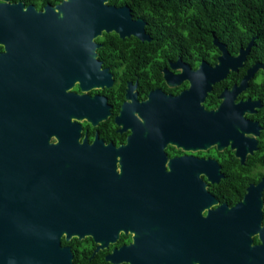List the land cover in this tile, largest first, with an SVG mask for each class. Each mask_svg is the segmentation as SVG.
Listing matches in <instances>:
<instances>
[{
    "label": "flooded vegetation",
    "instance_id": "af4514ba",
    "mask_svg": "<svg viewBox=\"0 0 264 264\" xmlns=\"http://www.w3.org/2000/svg\"><path fill=\"white\" fill-rule=\"evenodd\" d=\"M59 1L0 0V9L20 2L18 10L31 5L40 12ZM104 33L94 39L101 80L83 87L79 80L63 86L62 61L51 47L10 48L0 40V212L11 157L6 148H19L20 158L28 153L34 177L40 169L49 181L43 195L39 190L42 198L32 201L35 220L40 211L39 223L56 228L71 264L93 258L131 264L126 247L148 244L160 245L162 256L175 252L178 264H204L192 248L202 221L211 226L209 247L215 226L221 231L215 232L218 242L243 238L253 247L237 264H264V58L250 45L237 64H220L218 49L214 61L205 63L180 56L149 61L146 47L102 46ZM245 46L225 50L235 57ZM69 92L84 96L87 105L93 102L95 116L72 118L63 97ZM70 121L79 126V146H92V153L104 148L110 172L102 177L107 190L89 186L93 177L81 178L80 199L68 206L69 147L63 139ZM201 126L206 138L198 142ZM158 128L168 132L161 142L128 141ZM95 212L104 214L99 218ZM67 213L84 229L80 236L66 237L59 220ZM94 228L99 238L88 232ZM108 254L114 262L105 260ZM229 256L234 259V253Z\"/></svg>",
    "mask_w": 264,
    "mask_h": 264
},
{
    "label": "water",
    "instance_id": "95a60500",
    "mask_svg": "<svg viewBox=\"0 0 264 264\" xmlns=\"http://www.w3.org/2000/svg\"><path fill=\"white\" fill-rule=\"evenodd\" d=\"M21 6L20 2L15 5H1L4 8L0 9V40L10 48L51 47L52 54L56 55L60 62L62 61L63 86H71L74 80H79L81 87L101 80L104 70L97 69L99 61L95 58V49L98 43L94 39L102 32H114L119 38L133 36L140 41L149 40V35L144 30L145 22L141 18L133 19L127 5L114 6L108 4L107 0H60L54 6L46 4L40 12L34 11L31 5H27L23 11H20L18 8ZM252 39L246 43L245 48L241 49L238 55L231 57L226 52L224 44L213 37L212 43L220 51L217 61L220 64L240 63L252 44ZM201 63L205 61L201 60ZM216 78L213 77L212 80ZM207 87L205 85L204 90ZM204 90H201V94ZM63 97L65 102L67 101L70 115L77 117L86 113L89 117L95 116L93 102L87 105V101H83L84 96L69 92L63 93ZM78 129V124L70 121L63 139L68 142L69 147L68 167L65 168L68 206L76 205L80 199L76 184L81 178L88 180L93 177L89 186L95 190L108 189V183L102 179L104 174L107 176L110 172L108 155L104 153V148L101 151L98 149L97 153H92L94 149L92 146H79L77 144ZM167 133L166 128H158V131H149L145 137L131 136L128 141L157 143L163 141ZM205 138V130L202 126L198 127L197 141H204ZM9 141L11 140L7 139V142ZM6 150L11 153V157L5 162L4 201L3 211L0 212V264H71L70 251L67 247H60L58 244L56 228L51 227L50 224L39 223L43 220L40 211L35 220L34 211L31 208L34 198L38 200L42 198L39 190L43 195V190L49 189V181L44 179V172L37 169L35 178L32 161L28 160V153L26 158H20L17 152L22 149L6 148ZM82 151L88 153L83 154ZM60 181L61 179L57 182ZM34 190L37 191L36 194L33 193ZM47 205L44 204V206ZM92 214L100 218L104 212ZM68 215L69 213L65 214V218L59 220L66 232V237L71 232L78 233L80 236L84 229L68 219ZM44 222L48 220L44 219ZM210 227L204 221L198 223L197 241L192 245L197 252V258L202 263L237 264L240 262V255L252 254L253 247L248 248L247 242H242L243 238L232 240L229 237L228 242H218L220 236L216 239L215 232L221 231L215 230L217 228L215 226L212 229V241L209 247V241L206 243V239L209 237L208 232L211 233ZM94 229L88 232H91L94 238H99L102 233L98 232L99 229ZM160 248L158 244L130 246L126 247V252L131 254L129 260L131 264H178L179 258L176 257L175 252L165 250V256H162ZM230 253H234V259L229 256ZM105 260L114 262L110 254L105 256Z\"/></svg>",
    "mask_w": 264,
    "mask_h": 264
},
{
    "label": "trees",
    "instance_id": "16d2710c",
    "mask_svg": "<svg viewBox=\"0 0 264 264\" xmlns=\"http://www.w3.org/2000/svg\"><path fill=\"white\" fill-rule=\"evenodd\" d=\"M107 3L127 5L133 18L144 20L149 40L140 41L133 36L121 39L109 32L103 34L102 46L146 47L149 61L180 56L185 61L198 62L214 61L218 50L212 43L213 37L233 53L253 38L250 49L259 59L264 58V0H107ZM74 264L100 262L96 258L74 259Z\"/></svg>",
    "mask_w": 264,
    "mask_h": 264
},
{
    "label": "bare ground",
    "instance_id": "6f19581e",
    "mask_svg": "<svg viewBox=\"0 0 264 264\" xmlns=\"http://www.w3.org/2000/svg\"><path fill=\"white\" fill-rule=\"evenodd\" d=\"M72 118H76L77 119L78 117H72Z\"/></svg>",
    "mask_w": 264,
    "mask_h": 264
}]
</instances>
